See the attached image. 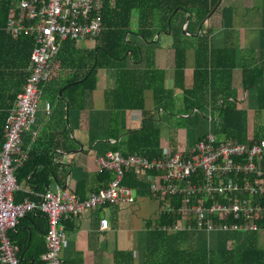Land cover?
I'll list each match as a JSON object with an SVG mask.
<instances>
[{
    "label": "trees",
    "instance_id": "trees-1",
    "mask_svg": "<svg viewBox=\"0 0 264 264\" xmlns=\"http://www.w3.org/2000/svg\"><path fill=\"white\" fill-rule=\"evenodd\" d=\"M162 1L161 6L155 4L147 6L144 5L147 0L138 2L136 0H133V2L109 0L103 11L102 31L94 41H90L93 45L91 49H78L75 40H67L62 43L49 77L41 83L40 89L41 95L46 100L51 103L54 101L61 102L60 109L64 113L62 120L66 134H70L66 111L82 110L84 108V98L95 91L98 72L104 69L111 72L115 77L114 87L106 91V108L111 112L107 137L109 141L115 142V144L110 145L111 152H120L124 156L139 154L149 159L163 158L161 147L163 133L158 126V121H161L163 113L176 114L174 103L177 92L183 94L184 111L189 114L205 112L209 108L215 110L218 114L215 135L219 134L226 139L249 145L264 139V137H261L262 132L259 130L255 132L254 138L249 137L247 113L238 108L235 101L236 95L229 91L227 86V82L232 78V71L236 68L235 58L229 64L216 62L217 55L227 54L231 48L224 47L221 50H215L212 47L211 40L213 30L211 33L209 27L203 29L201 35L197 37L195 66L190 88L186 86L188 61L182 35L173 36L175 63L173 89H166L165 72L163 70L137 66V64L144 62L145 53L128 38L129 33L139 36L147 43L158 42L155 34H168L169 27L172 31L173 19L176 15L190 13L196 18V25L199 26L222 2V0ZM164 1L167 4L166 6ZM10 4L11 0H2L0 6V11L4 12L7 19L10 13ZM157 8H161L165 15L160 27L156 26L152 20L144 19L142 16L139 18L138 26L132 29L131 23L136 9H140L145 17L150 13V10ZM185 21L186 17L181 25ZM187 31L186 28L185 32ZM8 37L27 42L30 45L27 58L28 69L25 74L23 73L26 81L29 75L28 65H30L35 43L30 37L13 38L10 35ZM243 75V87L257 90L258 110H264V67L246 69ZM70 84L74 85L67 87ZM65 87L67 88L63 90ZM148 92H151L154 103V112L150 116L146 112L145 105ZM60 93H62V97H60ZM126 110H141L144 112L145 123L140 129L129 131L121 129L119 116L122 111ZM9 113L8 108L0 107V148L4 142L5 126ZM69 140L71 139L69 138ZM169 140L171 143L172 139ZM30 145L31 147L28 149ZM170 147L173 152L176 151L177 146L173 147L170 144ZM24 153L27 154V159L16 170L15 174L20 187V190L15 193V199L16 202H22L27 198L38 201L39 195L53 184L54 179H58L54 169L52 151H42L34 147V142L31 143L30 137ZM100 176H102L104 186L108 185L112 179L110 172L107 170H102ZM123 184L134 189L140 199L146 197L154 199L149 190V184L140 181L131 170L125 173ZM23 185L34 189V193L31 194L21 190ZM76 192L80 199H85L80 192V186ZM34 214L45 217L37 211L27 214L24 218H29ZM72 217L63 220V225ZM24 218L19 222L21 223ZM164 218L161 217L162 222L167 220L166 217ZM20 223L14 230L9 232L10 240L19 247L20 263L46 264L42 256L46 252L44 247L46 246L47 229L37 246V241L31 234L24 236L22 230H19ZM149 235L154 240L155 248L158 249L156 251L161 252L162 264H264V233L247 232L245 235L247 246L243 250L236 247L210 249L208 246H199V243H206L203 239L204 235L193 231L179 233L154 231L149 232ZM37 248L40 249L36 253Z\"/></svg>",
    "mask_w": 264,
    "mask_h": 264
},
{
    "label": "built area",
    "instance_id": "built-area-1",
    "mask_svg": "<svg viewBox=\"0 0 264 264\" xmlns=\"http://www.w3.org/2000/svg\"><path fill=\"white\" fill-rule=\"evenodd\" d=\"M109 0H11L6 32L13 38L30 37L29 75L17 96L5 126L0 148V263L21 264L19 247L9 232L27 214L39 211L47 220L46 264H62L60 251L66 239L63 220L113 205L132 207L136 191L123 184L133 171L158 203L157 216L147 220L148 232L264 233V139L252 144L220 141L208 133L183 151L173 152L162 141L163 158L108 152L97 158L99 171L111 174L108 185L85 199L60 186L47 188L39 200L16 202L20 190L16 170L27 154L22 152L24 132L34 125L41 99V83L49 77L62 43L94 41L103 28V11ZM49 110V105H47ZM161 217L166 221L162 222ZM109 220L100 221V230Z\"/></svg>",
    "mask_w": 264,
    "mask_h": 264
},
{
    "label": "crops",
    "instance_id": "crops-1",
    "mask_svg": "<svg viewBox=\"0 0 264 264\" xmlns=\"http://www.w3.org/2000/svg\"><path fill=\"white\" fill-rule=\"evenodd\" d=\"M126 1L133 2V0ZM162 3V0H147L144 5L161 6ZM1 4L2 0H0V6ZM164 5H167L165 1ZM218 6L199 26L196 25V18L190 13L176 15L173 19L172 31L169 27L168 34H155L158 42L147 43L133 33H129L128 38L145 53L144 62L137 66L163 70L166 89L170 90L174 87L175 70L173 36L182 35L188 61L186 86L190 88L195 66L197 37L206 27L211 29V33L213 30L212 47L215 50H221L224 47L231 48L227 54L217 55L216 62L229 64L235 58L236 68L232 71V78L227 82V86L229 91L236 95L235 101L238 108L246 111L248 134L250 138H254L255 132L258 130L264 134V110H258L257 90L245 89L242 81L246 69L264 67V0H222ZM163 12L161 8H157L150 10V13L144 17L141 10L136 9L133 13L132 29L138 26L139 18L142 16L144 19L152 20L156 26L160 27L165 17ZM185 17L186 21L181 25ZM7 21L4 12L0 11V107L8 108L11 113L15 107L17 96L25 83L23 73L25 74L28 69L27 58L30 45L27 42L8 37ZM186 28L187 32H185ZM76 47L85 50L91 49L93 45L91 43L87 45L76 43ZM28 66L30 68V65ZM114 84L115 77L111 72L104 69L98 72L97 87L93 93L84 98V108L66 111L67 125L70 129L68 135L62 120L64 113L60 109L61 102L51 103L45 100V103L40 105L34 125L23 134L21 150L24 152L26 144L28 145V138L31 137L34 147L42 151H52L54 169L58 179H54L49 188L60 186L67 191L77 193L80 186V192L86 198L107 186H104L96 160L110 152V145L115 144L107 137L111 112L106 108V91L112 89ZM60 97H62V93H60ZM47 105H49V110H47ZM145 105L147 114L153 115L154 103L151 92L146 94ZM174 110L178 114H189L184 111L183 94L180 92L176 93ZM205 113L208 115L209 121L216 126L218 114L215 110L209 108ZM144 118V112L141 110L122 111L119 116L120 127L124 131L140 129L145 123ZM215 132L212 131L214 134ZM203 136L205 134L198 137L194 143ZM167 140L165 142L171 144L169 137ZM89 141H93L91 146L88 144ZM30 147L31 145L28 146V149ZM188 148L177 147L176 151ZM21 190L34 193V189L26 185L21 186ZM150 201L154 205L153 208L149 206ZM122 206L113 205L99 210H91L85 214L73 216L63 225L66 239L60 251L61 263L162 264L161 252H157L158 249L155 248L153 238L148 231L144 230L145 222L157 216L158 203L155 198H142L137 201L134 207L126 208V211L122 209ZM144 212H148V216L142 218ZM103 218L109 220V229L106 231L100 230V221ZM119 221L123 223L129 221L130 225L135 226L134 231L127 230L124 225H119ZM46 229L45 217L36 214L24 218L19 224V230H22L24 236L31 234L37 241V246ZM245 235L246 232L215 233L213 236L211 233L203 236L205 244L199 243L198 245L208 246L210 249L236 247L243 250L247 246ZM38 249L40 248L36 249V253L39 251Z\"/></svg>",
    "mask_w": 264,
    "mask_h": 264
},
{
    "label": "rangeland",
    "instance_id": "rangeland-1",
    "mask_svg": "<svg viewBox=\"0 0 264 264\" xmlns=\"http://www.w3.org/2000/svg\"><path fill=\"white\" fill-rule=\"evenodd\" d=\"M78 43L81 45H87L90 43V41L83 40ZM45 100H46L45 97L41 95L38 109L40 108L41 104L45 103ZM174 112L176 114L163 113L161 121H158V126L161 128V130H163L162 131L163 140L168 141L167 137H169V139L171 138L172 139L171 144L173 147L177 146L182 149L188 148L201 135L212 133V131L215 132V124L213 125V123L209 121L208 115L205 112H196L194 114H188V115H185L183 113L178 114L175 110ZM261 137H264V134H262ZM217 138L220 141L225 139L224 136L219 134H217ZM88 144H90L89 146H91L93 144V141H89ZM136 198L137 201L142 200L138 198L137 194H136ZM114 206H120V205H114ZM149 206H151V208L154 207L151 201ZM132 207H134V205ZM118 208L120 209L121 207ZM126 208L128 207L122 206V209H125V211ZM147 213L144 212L142 218L147 217L148 216ZM119 225H124V227H127L126 229L130 231L131 230L134 231L135 229V226L130 225L129 221L124 223L122 221H119ZM214 234L215 233H212V236Z\"/></svg>",
    "mask_w": 264,
    "mask_h": 264
},
{
    "label": "water",
    "instance_id": "water-1",
    "mask_svg": "<svg viewBox=\"0 0 264 264\" xmlns=\"http://www.w3.org/2000/svg\"><path fill=\"white\" fill-rule=\"evenodd\" d=\"M71 85H74V84H70V85H68L67 87H69V86H71ZM67 87H65L64 89H66ZM64 89H63V90H64Z\"/></svg>",
    "mask_w": 264,
    "mask_h": 264
}]
</instances>
